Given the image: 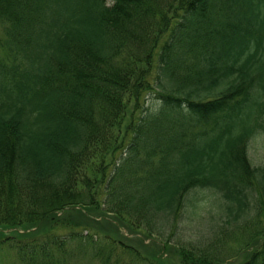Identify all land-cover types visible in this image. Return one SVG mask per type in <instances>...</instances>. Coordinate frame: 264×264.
Segmentation results:
<instances>
[{
	"label": "trees",
	"instance_id": "1",
	"mask_svg": "<svg viewBox=\"0 0 264 264\" xmlns=\"http://www.w3.org/2000/svg\"><path fill=\"white\" fill-rule=\"evenodd\" d=\"M143 92L158 102L127 141L121 127ZM259 130L264 0H0V253H13L10 264L88 253L154 264L121 228L168 245L196 189L218 191L235 222L250 218L264 205V166L248 152ZM77 206L93 212L82 230L47 224ZM108 216L110 234L86 226ZM258 235L241 264H264ZM200 249L180 246L182 263L225 264Z\"/></svg>",
	"mask_w": 264,
	"mask_h": 264
},
{
	"label": "rangeland",
	"instance_id": "2",
	"mask_svg": "<svg viewBox=\"0 0 264 264\" xmlns=\"http://www.w3.org/2000/svg\"><path fill=\"white\" fill-rule=\"evenodd\" d=\"M145 96L146 100L143 101ZM139 101L140 107L144 104V108L141 110L140 107L136 108L135 100H131L121 127L122 135L126 136L125 140L127 139V141H129L132 134L129 125L134 121L137 122L138 116L143 115L147 108H151V105L155 106L158 99L149 95V93H144L140 96ZM134 117L135 119H133ZM128 131L129 134L126 135ZM125 152L127 154V151ZM248 152L255 166H264V136L260 130L249 140ZM144 159L145 153L142 152L140 160ZM154 161L157 163L158 158H154ZM146 170L147 168L145 167ZM189 196L191 199L190 204L193 206L186 208L185 215L183 214L182 217L174 221V224L172 222L167 227L165 238L170 241L168 245L162 243L163 239L160 237H155L154 239L144 238L141 233L133 235L128 229L121 228L120 232L125 236V242L138 249L143 256L149 258V261L154 260V264H159L160 262L163 264H184L182 263L180 246H196L201 248L200 250L209 251L215 253V255L223 254L225 256V264H241L250 252L249 250H251L247 247L243 249L241 246L254 244L257 237H259V231L264 228L259 222L260 216L264 218V205L261 207V211L258 209L255 213L253 211L250 218L239 219L235 222L234 218H230L227 215L226 207L222 205L221 195L218 191L210 188L196 189L191 191ZM197 196L200 200V205L195 207L197 205ZM91 213L93 212L81 210V207L77 206L73 210L67 209V211L58 214L57 219L47 224L55 228L64 226L61 229L66 233L69 231L67 220L71 219V225L75 224V221L76 224L80 223V225L78 224L74 227L80 231L85 225L79 218ZM85 217L87 216L85 215ZM109 220H114V218L112 216L97 217L93 222L88 220L89 225L86 226H89V229H98L102 234L109 233L110 231L107 230H113L106 222ZM35 230L36 228L34 227L28 231ZM86 232H91V230ZM113 233L115 232L113 231ZM122 239L124 240V238ZM90 255V253L81 254V259L77 258V260L73 261V264H99L96 263V260L91 259ZM0 257H3L2 260L8 264L14 260V255L11 252H1Z\"/></svg>",
	"mask_w": 264,
	"mask_h": 264
}]
</instances>
